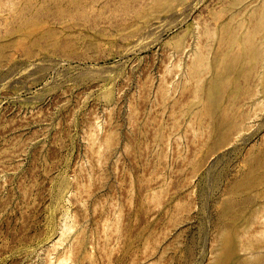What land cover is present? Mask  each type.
Segmentation results:
<instances>
[{"label": "rangeland", "instance_id": "374dc122", "mask_svg": "<svg viewBox=\"0 0 264 264\" xmlns=\"http://www.w3.org/2000/svg\"><path fill=\"white\" fill-rule=\"evenodd\" d=\"M0 264H264V0H0Z\"/></svg>", "mask_w": 264, "mask_h": 264}]
</instances>
